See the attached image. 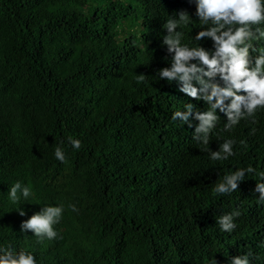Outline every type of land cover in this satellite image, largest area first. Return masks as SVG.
I'll use <instances>...</instances> for the list:
<instances>
[{
    "label": "trees",
    "instance_id": "1",
    "mask_svg": "<svg viewBox=\"0 0 264 264\" xmlns=\"http://www.w3.org/2000/svg\"><path fill=\"white\" fill-rule=\"evenodd\" d=\"M181 11L191 21L176 29L182 44L214 51L195 40L209 26L196 0H0V249L31 252L36 264H231L249 254L264 264V200L254 191L264 183V108L229 130L217 109L208 145L193 139L198 121L172 119L186 104L208 108L157 75L173 55L163 25ZM251 43L254 60L264 38ZM229 139L234 155L212 160ZM249 166L236 191L213 192ZM17 181L33 194L14 204ZM60 205L56 239L21 231ZM234 211L236 228L224 232L217 218Z\"/></svg>",
    "mask_w": 264,
    "mask_h": 264
},
{
    "label": "clouds",
    "instance_id": "2",
    "mask_svg": "<svg viewBox=\"0 0 264 264\" xmlns=\"http://www.w3.org/2000/svg\"><path fill=\"white\" fill-rule=\"evenodd\" d=\"M196 15L202 24L209 26L199 31L195 40L210 39L214 51L182 44L183 33L176 29L191 21L188 14L181 11L178 18H168L163 25L167 30L163 44L167 46L168 53L173 55L171 66L159 70L157 75L160 79L177 82L181 85L180 92L194 100H203L208 105L206 111L200 112L194 110V105L186 104V111H176L172 116L173 120L179 119L188 123L189 127H192L190 117L198 121L193 139L208 145L209 134L219 122L217 109L226 116L224 127L229 130L242 119L253 117L258 108H264V51L254 60L250 55V50L255 51L251 41L264 38V28L259 27L264 23V0H196ZM217 76L223 86L214 82ZM145 78L143 75L137 77L138 82H143ZM234 143L233 140H225L218 151L210 152L211 159L222 161L233 156ZM68 144L73 149L81 147V142L72 137H68ZM54 155L58 161L65 162L61 147L55 148ZM254 171L249 166L224 175L222 182L216 183L213 192L229 194L236 191L246 172ZM254 191L264 200V183L256 184ZM32 194L31 188L19 181L9 189V199L14 204ZM68 207L73 212L77 211L75 205L70 204ZM63 212V205L44 206L39 213L21 223V231H31L38 242L54 240L58 233L53 226L60 222ZM18 213L20 216L26 214L21 209ZM239 215V211H234L218 217L217 223L221 230L233 231L236 228L234 218ZM0 253V264H36L35 256L25 250L13 251L9 246L0 249ZM249 255L237 256L231 260V264H250ZM209 264H216V261L212 258Z\"/></svg>",
    "mask_w": 264,
    "mask_h": 264
},
{
    "label": "bare ground",
    "instance_id": "3",
    "mask_svg": "<svg viewBox=\"0 0 264 264\" xmlns=\"http://www.w3.org/2000/svg\"><path fill=\"white\" fill-rule=\"evenodd\" d=\"M4 10V9H3ZM5 14V13H4ZM2 20V19H1ZM12 20V19H11ZM6 21V20H5ZM2 26V25H1ZM17 40V39H16Z\"/></svg>",
    "mask_w": 264,
    "mask_h": 264
}]
</instances>
